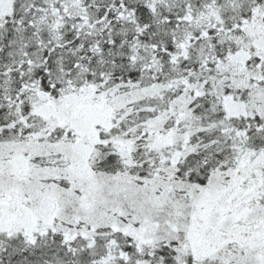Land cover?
Wrapping results in <instances>:
<instances>
[{
    "label": "snow or ice",
    "instance_id": "1",
    "mask_svg": "<svg viewBox=\"0 0 264 264\" xmlns=\"http://www.w3.org/2000/svg\"><path fill=\"white\" fill-rule=\"evenodd\" d=\"M0 264H264V0H0Z\"/></svg>",
    "mask_w": 264,
    "mask_h": 264
}]
</instances>
